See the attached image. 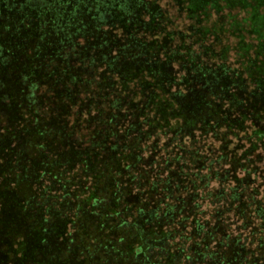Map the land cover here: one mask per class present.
Here are the masks:
<instances>
[{"label":"trees","instance_id":"trees-1","mask_svg":"<svg viewBox=\"0 0 264 264\" xmlns=\"http://www.w3.org/2000/svg\"><path fill=\"white\" fill-rule=\"evenodd\" d=\"M161 1L0 0V264H264V0Z\"/></svg>","mask_w":264,"mask_h":264},{"label":"rangeland","instance_id":"rangeland-1","mask_svg":"<svg viewBox=\"0 0 264 264\" xmlns=\"http://www.w3.org/2000/svg\"><path fill=\"white\" fill-rule=\"evenodd\" d=\"M196 1L199 2V0H196ZM161 3L163 5L170 4L167 0H162ZM193 4H192V6H193ZM7 74H9V73H6L4 71H0V78L5 80L4 82L12 83L13 80H11L10 78H7ZM5 212L7 213V211H5ZM36 242H37L36 240H31L30 241L29 247H30L31 250L34 248V245H35ZM57 245H58L57 241L53 240V241L49 242L45 247L54 249V248L57 247ZM66 252H68V251L67 250L65 251V249H62L57 254H52L50 257L53 258V264H67L68 262H70L69 264H76V263L79 264V261H77L76 257H74V255L72 253H69L70 257L66 261L62 262L61 258ZM43 264H45V263H43Z\"/></svg>","mask_w":264,"mask_h":264}]
</instances>
